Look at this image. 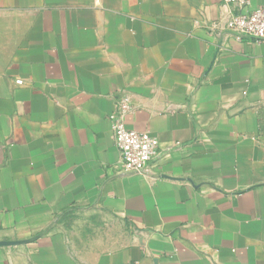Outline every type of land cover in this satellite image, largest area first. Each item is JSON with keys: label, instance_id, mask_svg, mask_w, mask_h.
<instances>
[{"label": "crops", "instance_id": "1", "mask_svg": "<svg viewBox=\"0 0 264 264\" xmlns=\"http://www.w3.org/2000/svg\"><path fill=\"white\" fill-rule=\"evenodd\" d=\"M228 11L0 0V264H264V46ZM121 94L154 180L121 173Z\"/></svg>", "mask_w": 264, "mask_h": 264}, {"label": "built area", "instance_id": "2", "mask_svg": "<svg viewBox=\"0 0 264 264\" xmlns=\"http://www.w3.org/2000/svg\"><path fill=\"white\" fill-rule=\"evenodd\" d=\"M220 1L229 11L225 18L213 23L212 30H221L238 42L251 40L264 46V4L253 8L252 0ZM133 112L131 98L121 94L109 116L112 139L121 158V173L154 180L157 166L168 154L161 151L158 140L149 133L127 128L125 118Z\"/></svg>", "mask_w": 264, "mask_h": 264}]
</instances>
